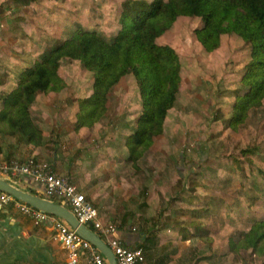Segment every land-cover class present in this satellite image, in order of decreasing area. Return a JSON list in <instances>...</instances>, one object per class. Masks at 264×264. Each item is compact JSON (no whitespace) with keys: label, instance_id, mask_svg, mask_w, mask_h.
Wrapping results in <instances>:
<instances>
[{"label":"rangeland","instance_id":"rangeland-1","mask_svg":"<svg viewBox=\"0 0 264 264\" xmlns=\"http://www.w3.org/2000/svg\"><path fill=\"white\" fill-rule=\"evenodd\" d=\"M125 1L0 0V112L27 68L75 34L96 32L113 42ZM202 27V19L181 17L157 40L180 59L179 91L161 134L136 163L127 141L143 113L137 78L113 86L97 121L82 127L81 104L94 94L95 76L72 59L60 62L57 91L38 93L28 109L40 146L0 124V162L34 159L62 168L55 173L76 185L105 222L146 238L153 261L264 264L252 249L231 250L264 218V100L231 123L238 97L249 90L241 81L251 46L225 35L207 51L196 35Z\"/></svg>","mask_w":264,"mask_h":264},{"label":"trees","instance_id":"trees-1","mask_svg":"<svg viewBox=\"0 0 264 264\" xmlns=\"http://www.w3.org/2000/svg\"><path fill=\"white\" fill-rule=\"evenodd\" d=\"M181 17L202 19L203 27L196 35L207 51L217 49L225 35H235L251 46L250 62L241 81L249 90L238 97L231 121L238 125L264 100V0H127L122 5V30L113 42L96 32H81L51 51L41 63L27 68L5 99L0 124L7 127L8 133L20 131L30 144L40 146L42 137L28 109L38 93L57 91L63 59L82 62L95 76L94 94L81 104L78 125L82 127L93 126L103 112L108 91L133 75L143 99L137 130L127 141L129 159L136 163L153 138L161 134L176 101L180 59L171 49L160 47L157 40ZM23 181L32 184L29 178ZM251 249L264 256V218L254 222L242 239L231 245L234 252Z\"/></svg>","mask_w":264,"mask_h":264},{"label":"built area","instance_id":"built-area-1","mask_svg":"<svg viewBox=\"0 0 264 264\" xmlns=\"http://www.w3.org/2000/svg\"><path fill=\"white\" fill-rule=\"evenodd\" d=\"M0 177L29 178L43 198L71 207L80 224L91 226L113 252L117 264H150L142 247L126 246L120 226L105 222L99 211L88 201L78 187L68 179L56 174L53 168L34 159L27 162H0ZM14 204L19 212L37 226H48L53 241L60 244L67 253L66 264H109L104 255L90 242L82 238L66 221L16 200L0 192V208ZM160 264V263H153Z\"/></svg>","mask_w":264,"mask_h":264},{"label":"crops","instance_id":"crops-1","mask_svg":"<svg viewBox=\"0 0 264 264\" xmlns=\"http://www.w3.org/2000/svg\"><path fill=\"white\" fill-rule=\"evenodd\" d=\"M36 153H39V150H36ZM61 169L53 168L54 172L59 173ZM23 179L25 178L12 181L23 190L41 196L39 189L33 184H26ZM52 237L53 233L48 226L35 225L27 216L21 214L14 204L0 208V264H66V251L54 242ZM122 241L126 245L140 246L143 249L146 245L144 236L130 233L123 234ZM145 253L147 255L146 250ZM147 258L150 264H168V256L163 260L154 261L148 255Z\"/></svg>","mask_w":264,"mask_h":264},{"label":"water","instance_id":"water-1","mask_svg":"<svg viewBox=\"0 0 264 264\" xmlns=\"http://www.w3.org/2000/svg\"><path fill=\"white\" fill-rule=\"evenodd\" d=\"M0 192L6 193L16 200L42 212L63 219L75 229L82 238L95 246L104 255L109 264H117L113 252L102 238L97 233L80 224L75 215L68 208L39 195H34L29 191H25L2 177H0Z\"/></svg>","mask_w":264,"mask_h":264}]
</instances>
